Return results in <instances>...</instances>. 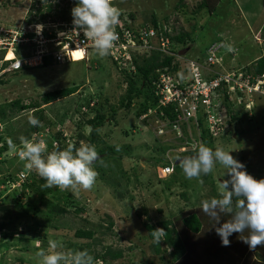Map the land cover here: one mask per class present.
<instances>
[{
	"label": "rangeland",
	"instance_id": "obj_1",
	"mask_svg": "<svg viewBox=\"0 0 264 264\" xmlns=\"http://www.w3.org/2000/svg\"><path fill=\"white\" fill-rule=\"evenodd\" d=\"M56 1L64 6L74 0ZM178 1L114 0V4L120 12H130L134 23L146 21L155 13L161 20L167 17L175 33L189 32L192 27H196L192 33V44L188 42L180 46L183 51H189L188 56L203 55L206 50L214 47L225 68H237L247 65L256 55L262 54L264 46L258 40L262 43L264 37L255 38L257 29L264 25V9L261 8L263 4L260 0H237V4L233 0H217L215 3L209 0V6L202 8L198 14H194L193 10L199 0H184L185 7L175 8ZM31 3L32 0H0V25L23 22ZM238 9H247L246 15L239 13ZM124 17L130 20L126 14ZM262 32L264 35V27ZM230 55L234 57L226 59ZM81 58L76 55V61L19 70L8 74L4 83L0 84V104L17 99L23 104L40 105L0 115V146L9 143L8 150L0 154V224L5 226L4 229L0 228V260L2 264H38L36 252L47 250L50 242L55 241L60 245L57 250L62 252L77 251V248L84 247L88 248L92 256L96 251L103 252L108 246L122 252L121 257L114 261L95 259L94 264H180L171 261L170 249H166L164 243H161L160 253L153 251V241L148 237L142 221L146 217L153 223L172 219L179 230L180 223L174 216L185 210L200 212L201 201L210 199L213 191L218 192V185L230 177L223 166L217 163L211 174L200 178L203 183L197 179H187L181 170L171 190L166 189L169 172L158 171L154 160L150 158L152 153L150 155L146 148L152 149L154 146L153 137L156 136L158 126L156 119L152 114L141 118L137 114L136 103L129 109L119 106L125 82L123 75L113 67L110 60L99 57L95 50L86 59L78 61ZM60 88L75 90L66 97L43 103L41 97L44 93ZM254 101L259 112L257 117L262 116L264 102L257 98ZM93 102L92 107L90 105ZM112 108L116 110L114 117H111ZM96 112L103 113L107 119L98 129L97 141L93 143L95 148L108 145L117 150V146L126 147L129 148L128 155L122 159L107 154L99 156L98 163L93 164L98 176L92 189L73 192L57 187L53 202L64 206L65 213H55L51 208L49 220H45L44 212L32 217L31 200L27 202L23 195L20 202L14 200L15 195L21 191L13 187L18 179L15 182L8 181L10 176L19 178L21 172L25 176H29L30 172L31 177V171L17 154L21 138L42 137L50 149L55 142L65 137L67 140H61L64 148L76 142L78 147L81 143H88L86 135L89 127L86 120ZM29 116H40V126H32ZM245 122H239L237 128L235 125L229 127L228 130L230 133L233 131L231 135L235 138H231L228 132L216 139L212 147L215 149L219 145L231 151L230 154L244 164L249 174L261 179L264 178V122ZM160 129L163 134L159 136L166 148L165 153L174 158L180 152L168 143L176 140L170 131ZM81 133L84 138L78 141ZM192 135L196 137L197 133L194 131ZM10 144L15 145V148L10 147ZM186 155L188 153L182 156ZM32 171L38 181L40 176ZM183 192L187 198L182 196ZM31 193L35 200L37 194ZM77 208L80 210L76 212ZM17 210H21L22 215L15 216ZM138 212L142 215L138 216ZM35 221L39 224L34 225ZM42 222L47 223L45 225ZM78 229L92 231V238L77 237L75 232ZM204 236L213 237L216 244L213 240L209 248L199 244L193 258L196 260L201 255L204 262L218 264L214 257H211L215 261L212 262L206 256H212L219 249V253L223 250L220 263L225 262L233 251L230 245H222L214 227L204 230ZM203 249L211 251L203 253ZM260 251L263 255L264 246ZM250 253L252 257L249 264H263L259 258V249H248L246 254ZM191 259H186L185 263L188 264Z\"/></svg>",
	"mask_w": 264,
	"mask_h": 264
},
{
	"label": "trees",
	"instance_id": "obj_2",
	"mask_svg": "<svg viewBox=\"0 0 264 264\" xmlns=\"http://www.w3.org/2000/svg\"><path fill=\"white\" fill-rule=\"evenodd\" d=\"M209 0H199L196 4L195 9L193 10V13L198 14L202 8L209 6ZM215 1L217 0H213V3H215ZM78 3V0H74L72 3H65L64 6H60V3L56 0H32L30 9L28 10L27 13V17L25 19V22L27 23H43V22H47V21H58V22H64V21H71L73 19L71 10L72 8ZM263 6H264V0H263ZM185 3L184 0H179L176 4L175 8H183L185 7ZM212 7V6H211ZM120 18L119 19H125L124 15L126 14L128 16V18H130V22L132 24V26H136L137 28L141 29H148L150 26L158 29L160 28L161 24L164 23L167 28L168 31H164V29L162 30L161 27V31L165 32L166 35H168L170 37V39L172 40V42L175 45H180V46H185L188 42H190L192 44V42L194 41L192 38V33L193 31H195L196 27H192V30L187 32V31H179V32H174L173 27L171 26L170 23H168V18L167 17H163V19H159L157 18V16L155 15V13H152L150 18L146 21L140 22V23H134L133 22V16L130 12H120ZM132 20V21H131ZM263 46H264V42H263ZM183 51V50H182ZM185 52V51H184ZM3 51L0 52V56L2 55ZM186 54H188V52H185ZM204 54L196 57L198 58H203ZM105 58H107L108 60H110L113 63V67L120 72V74L123 75L124 77V82H125V89L124 92L120 95L119 98V106L120 107H124L126 109H129L132 105H135L136 103V107H137V111H138V115H142V114H146L148 112V110L150 108H156V114L158 115V117H160L162 120H164L165 122H170L169 120L173 119L175 117L174 111L172 110V106H164L161 104L160 100H161V96L156 94V87L155 84L158 81V76L160 73H172L178 69V62L173 60V57L171 56H164L162 55L160 52L158 51H144L141 53H133L132 55V64H126V65H122L120 67H118L115 62L112 61V59L107 55L105 56ZM51 59L50 58H45L43 64L41 66L43 67H47L49 65H51ZM40 66V67H41ZM247 69H254L257 73H261L264 71V51L262 52V54L256 59L254 60L248 67H246ZM25 69V68H22ZM4 83V79H0V84ZM75 88H60V89H55L49 92H46L42 95L41 100L43 101V103H48L51 101H54L58 98H62V97H66L70 94H72L74 92ZM258 100H262L264 102V98L263 97H258ZM255 100V98H254ZM37 103V102H36ZM256 103V102H255ZM254 103L253 105V112H254V116H252L251 118H247V109H243L240 112H235L234 110H230L231 113H233L232 115V122L233 125H235L234 127L237 128V126L239 125V122L241 121H247L245 123H251L252 121H254L255 123L257 121H259V123H263L264 122V113L262 116L259 115V117H257V113H259L257 111V107L256 104ZM90 103L88 102L87 105H89ZM94 102L91 103L90 106L93 107ZM36 106H40V105H36L35 103H28V104H23L20 102V100L14 99V100H10L8 102L2 103L0 104V115L4 116L6 112H14V110L19 111V110H23L26 108H30V107H36ZM263 110H264V106H263ZM115 108H112V116H115ZM241 116V117H240ZM36 118L40 121V116H36ZM259 118V119H258ZM106 117L103 113L101 112H96L95 115L86 120V123L89 127V132L86 135V138L88 140L89 144L94 145L93 143L97 138V133H98V129L100 127H102L106 121ZM257 119V120H256ZM230 132V131H228ZM227 131L224 134H221L219 136L216 137H207L206 134H204V132H202L201 134V139H202V143L206 144L209 147H212V144L214 141H216V139L223 137L222 135H226V133H228ZM233 132V131H232ZM231 132V133H232ZM230 133V137L231 138H235L231 135ZM239 133V132H238ZM83 133L78 135V141L81 138H84V136L82 135ZM59 135L61 136L60 132ZM154 138V146L152 149H149L147 146V150L148 153L152 156L150 157L152 160H154V164L156 167H158V171H160L162 173V171L160 170V168H163L165 166H168L171 168V171L167 174L166 177V181L168 182L166 184V189H170L171 190V185H173V183L176 181V177H178V175L181 172V169L179 167V164H175L174 160L175 157L177 155L174 156V158H171L169 156H167V154L165 153L166 148H164V144L161 143V136H157L156 132H155ZM237 135V134H236ZM60 136H58L59 138H61ZM38 140H42V137H38ZM66 139L67 138H63ZM60 139L56 144H54L50 149H48L49 151L53 150L54 147H59L61 150L64 149L63 145L61 144V140ZM2 141V138L0 137V142ZM183 142L180 140V138L176 139V141H172L169 142L168 145L173 146L175 150H177L179 148V146L182 144ZM75 144H78L77 142ZM74 144V145H75ZM9 143L7 142L6 144L3 143L0 146V154L7 151V147H8ZM213 148V147H212ZM117 149V148H116ZM98 152V155L101 156L103 154H107L113 158H119L122 159L123 157H125L126 155H128L129 153V148L126 147H119V151L115 150L114 147L112 146H105L103 148L100 149H96ZM191 151H184V152H180V154L178 155H184L186 153H189ZM193 152V151H192ZM148 154V155H149ZM99 160H97L95 162L98 163ZM31 171V177L30 176V172H29V176H24L22 181L21 178H13L10 176L9 178V182L12 181H16L18 179V181H20L19 185L17 186H13L16 187V189L21 190L20 192H18L15 197L14 200H16V202H20V197L22 198V195L24 197H26L27 202L30 201V204L32 205V217H35L37 214H39L40 212H44L45 213V220H49L48 215H49V210L52 208V210L55 213H65L66 209L64 206L60 205L59 203L53 202V199L56 197L55 189H57V187H51V188H47L44 187V183L45 181L43 180V178H38L39 180L37 181L34 177L33 171ZM24 173V172H23ZM27 177V179H26ZM31 178V180H29V178ZM12 178V179H11ZM205 180L207 179L206 177H204ZM210 178V177H208ZM210 180H212L210 178ZM16 181V182H18ZM15 182V183H16ZM211 184L213 183V181H210ZM13 184V182H12ZM35 192L36 195V199L33 200L32 195H30V192ZM31 193V194H32ZM218 192L213 191V194H211L209 197L212 198L214 196L217 195ZM52 195V196H50ZM50 196V197H49ZM182 196H184V198H187V195L185 192L182 193ZM80 209L77 208L75 209V211H79ZM146 213V211L144 212ZM18 214L22 215V211L21 210H17L16 211V215L18 216ZM142 214L140 212H138V216H141ZM223 215V214H222ZM20 217V216H19ZM174 218L176 219V221L178 223H180V229L178 230L175 223L172 221V219H163L161 221H158L156 223L151 222L149 217H146L144 221H142V226L144 227V229L147 232L148 237L150 238V240L153 241V237L151 236V231L156 229V228H163L165 230V232L167 233L163 239L160 241L159 244L152 242L151 243V248L153 249V251L155 253H160L161 250V243H164L166 245V249H170L169 250V257L171 259L172 262H178L180 264H187V262L185 263L186 259H191V258H195L194 254L196 253L197 249H198V245L200 244L201 247L203 245L204 248H209L212 246V240L214 245L216 244V242L214 241L213 237H208V236H204L203 237V232L204 230L207 231L208 228L211 227H216L219 225H215V221L212 220L209 216H207L203 211H202V207L200 208V212L198 210H185V211H181L178 216H174ZM227 219V217L222 216L221 217V221L220 223L222 224L223 222H225V220ZM43 223V222H42ZM47 223V222H45ZM43 223V224H45ZM34 225H37L39 223H37V221L33 222ZM33 225V226H34ZM46 225V224H45ZM4 225L0 224V228L4 229ZM14 231V230H13ZM181 231V233L179 232ZM19 233V232H18ZM75 235L79 238H92L93 236V232L90 230H83V229H78L75 232ZM248 235V231L245 230V232L243 233H233L230 237V247L233 249L232 254L228 255V257L226 258L225 262H221L220 260L222 259L221 257L223 256V250L221 253H219V249L215 252V254L213 253L212 256H206V257H210V261L215 262L213 259H211V257H214L215 260H217L218 264H249L251 262V253L250 254H246L247 250L250 249L249 246L244 243L240 236H247ZM210 236V235H209ZM264 245L261 246H257V249H259V258L263 261L264 264V253L262 255V252L260 251V249L263 247ZM78 250H86L90 255L91 252L88 250V248H84V247H79L76 249ZM204 250V249H203ZM208 251L211 250H204L202 251L203 253H206ZM121 251L120 250H113L111 247H106L104 248L103 252H94L92 257L95 259H102L103 261L106 260H111L114 261L118 258L121 257ZM234 253V254H233ZM201 256V255H200ZM199 258H197L196 260L191 259L188 264H211V263H207L204 262V259L201 260L202 256ZM242 259V262L240 263V258ZM221 258V259H220ZM225 259V258H224ZM248 260H250L248 262ZM194 261V262H192ZM254 261V260H252ZM0 264H2L1 260H0ZM111 264H125L124 262H115V263H111ZM256 264V262L254 263Z\"/></svg>",
	"mask_w": 264,
	"mask_h": 264
},
{
	"label": "built area",
	"instance_id": "obj_3",
	"mask_svg": "<svg viewBox=\"0 0 264 264\" xmlns=\"http://www.w3.org/2000/svg\"><path fill=\"white\" fill-rule=\"evenodd\" d=\"M129 22L120 19L116 27L118 40L108 55L118 67L131 65L133 53L153 50L178 62L175 73H160L155 84L161 104L172 106L175 117L165 122L156 114L157 107L140 115L141 118L149 114L154 116L157 135L163 134L160 128H164L175 140L180 138L183 143L178 152H192V145L202 142V132L209 138L228 132L233 125L231 109L235 112L247 109V118L254 116V98H264V71L258 74L245 67L225 69L214 47L201 59L188 56L165 34L168 28L164 23L158 29L152 26L139 29ZM94 50L92 41L73 24V19L45 24L23 21L0 25V52L3 51L0 79L21 67L41 65L45 58H50L52 63H63L75 60L74 51L86 59ZM8 52L12 53L10 58H7ZM194 131L196 137L192 135ZM161 171L167 173L171 168L165 166ZM24 176L21 172L20 181ZM20 181L13 186L19 185Z\"/></svg>",
	"mask_w": 264,
	"mask_h": 264
},
{
	"label": "clouds",
	"instance_id": "obj_4",
	"mask_svg": "<svg viewBox=\"0 0 264 264\" xmlns=\"http://www.w3.org/2000/svg\"><path fill=\"white\" fill-rule=\"evenodd\" d=\"M71 13L73 24L82 29L85 37L92 41L96 54L101 58L110 55L118 40L116 27L119 25L121 15L114 0H78ZM207 52L208 50L204 56ZM198 56L200 55L194 57ZM81 60L83 58L78 61ZM252 62L242 67L246 68ZM34 67H21L13 72ZM231 68L234 67L225 69ZM29 123L36 127L40 126L41 122L35 116H29ZM10 147L15 148V145L10 144ZM117 150L119 151V146ZM192 151L194 155H177L174 160V163L178 162L187 179H197L203 183L200 178L211 174L217 163L223 166L230 177L218 185L216 196L201 201L202 211L215 221L214 226L219 225L215 227V231L220 236L222 245L229 246V237L233 233L241 234L245 230L248 231V235L240 238L250 249L254 250L257 246L264 245V178L257 179L249 174L244 164L235 159L230 154L231 151L225 150L223 146L217 145L213 149L202 142L194 143ZM17 154L29 170H34L43 178L44 187L47 188L55 186L73 192L81 189L90 190L98 176L93 164L99 159V155L95 146L89 143H81L78 147L69 143L62 150L57 146L49 151L43 140L33 136L31 139L21 138ZM222 216L227 219L221 224ZM150 234L153 242L159 244L167 233L163 228H156ZM59 247L57 242L51 241L47 250L37 251L38 264H94V258L86 250L62 252L57 250Z\"/></svg>",
	"mask_w": 264,
	"mask_h": 264
},
{
	"label": "crops",
	"instance_id": "obj_5",
	"mask_svg": "<svg viewBox=\"0 0 264 264\" xmlns=\"http://www.w3.org/2000/svg\"><path fill=\"white\" fill-rule=\"evenodd\" d=\"M235 3H236V1L237 0H233ZM261 2H263V0H260ZM237 4V3H236ZM258 4V3H257ZM263 4V3H262ZM261 8L262 9H264V6H261ZM238 11H239V13H241V14H243V15H246V12H247V9L245 10V9H238ZM249 14V13H248ZM247 14V15H248ZM247 18V20H248V16L246 17ZM262 24H264V21H263V23ZM263 27H264V25L261 27V28H258L257 29V31L255 32V38H257V37H260L259 39H261L262 37H264V35H263V32H262V30H263ZM257 35V36H256ZM245 39V38H244ZM247 41V40H246ZM259 41V43L260 44H262L263 45V42H264V39H263V42L261 43V41L260 40H258ZM264 50V49H263ZM236 56V55H235ZM260 55H256L255 57H254V59L253 60H256L258 57H259ZM227 58L226 59H231L232 57H234V56H232V55H230V56H226ZM253 60H251V61H253ZM250 61V62H251ZM247 64V63H246ZM249 64V63H248Z\"/></svg>",
	"mask_w": 264,
	"mask_h": 264
},
{
	"label": "bare ground",
	"instance_id": "obj_6",
	"mask_svg": "<svg viewBox=\"0 0 264 264\" xmlns=\"http://www.w3.org/2000/svg\"><path fill=\"white\" fill-rule=\"evenodd\" d=\"M75 53H76V54H75ZM76 55L81 56L80 53H79L78 51H74V52H73V56H74V58H75ZM11 56H12V53H11V52H8V53H7V58H10Z\"/></svg>",
	"mask_w": 264,
	"mask_h": 264
},
{
	"label": "water",
	"instance_id": "obj_7",
	"mask_svg": "<svg viewBox=\"0 0 264 264\" xmlns=\"http://www.w3.org/2000/svg\"><path fill=\"white\" fill-rule=\"evenodd\" d=\"M191 155H194V154H189V155H186V156H191ZM175 164H178V162H177V161H175Z\"/></svg>",
	"mask_w": 264,
	"mask_h": 264
}]
</instances>
